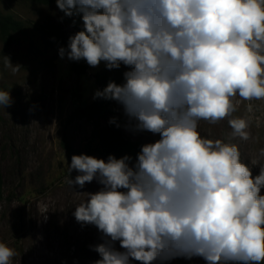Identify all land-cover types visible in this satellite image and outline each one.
Segmentation results:
<instances>
[{"label": "clouds", "instance_id": "1", "mask_svg": "<svg viewBox=\"0 0 264 264\" xmlns=\"http://www.w3.org/2000/svg\"><path fill=\"white\" fill-rule=\"evenodd\" d=\"M65 16L82 14L84 30L59 56L90 66L130 68L95 98L122 105L135 128L161 134L137 158L107 161L73 155L70 186L94 179L103 187L76 206L104 242L94 264H152L177 256L208 264L264 261V167L253 177L235 144L202 138L201 120L215 124L236 108L233 97L264 99V0H56ZM5 66L13 65L5 57ZM12 103L0 90V107ZM112 118L109 123H115ZM249 138L244 118L228 121ZM121 189L126 191H121ZM46 213V212H45ZM119 241V251L114 242ZM14 249L0 242V264Z\"/></svg>", "mask_w": 264, "mask_h": 264}, {"label": "rangeland", "instance_id": "2", "mask_svg": "<svg viewBox=\"0 0 264 264\" xmlns=\"http://www.w3.org/2000/svg\"><path fill=\"white\" fill-rule=\"evenodd\" d=\"M0 15L22 26L10 43L0 35V90L9 91L12 100L10 106L0 107V242L16 252L9 264H94L101 257L93 247L104 242L103 233L95 225L77 222L73 213L87 199L86 193H95L103 185L94 179L83 188L70 186L68 179L80 174L68 172L72 156L103 159L96 150L112 118L131 141L155 143L161 134L137 130L116 101L111 111L92 107L99 90L94 75L106 69L116 78L129 67L121 63L119 69H108L105 61L93 67L82 58L88 66L86 73L70 72L69 59L59 56V48H66L68 38L79 32L80 14L65 16L56 1L45 7L24 0H0ZM5 57L19 65V71L13 73L6 67ZM233 104L236 110L228 117L215 124L201 120L197 131L202 138L235 144L241 162L255 177L264 167V99L245 101L237 94ZM233 118L248 122V139L233 136L228 123ZM260 194L264 195V187ZM114 247L125 251L119 241ZM152 264L208 262L199 256H177Z\"/></svg>", "mask_w": 264, "mask_h": 264}, {"label": "trees", "instance_id": "3", "mask_svg": "<svg viewBox=\"0 0 264 264\" xmlns=\"http://www.w3.org/2000/svg\"><path fill=\"white\" fill-rule=\"evenodd\" d=\"M17 1V0H13ZM30 1L34 4L42 5L49 7L55 3L56 0H24ZM84 30L82 14L78 16V31ZM22 31V26L19 22L15 21L10 16L0 15V35L5 38L6 43L11 42L12 34ZM67 49V46H66ZM88 69L87 63L81 59L79 61L69 60V70L71 73L82 76L86 73ZM130 68L126 69L124 72L129 71ZM124 72H122L118 77H112L106 69L101 70L100 72L94 75V81L96 86L100 91H102L110 81H114L117 84H123L125 82ZM114 100H106L103 98H98L93 104L92 107L97 109H106L110 110L111 105ZM101 147L99 150H96V153L103 159L107 160L109 155L115 156L117 159L121 158L124 155H129L133 158V161L136 160L137 154L141 151V146L153 142H141V141H131L126 138L121 128L114 123L109 124L106 127V135L101 139ZM65 150L69 152L68 148L65 146ZM3 180L0 173V201L3 199Z\"/></svg>", "mask_w": 264, "mask_h": 264}]
</instances>
